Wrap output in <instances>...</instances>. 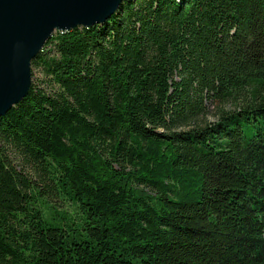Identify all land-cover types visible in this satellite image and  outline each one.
<instances>
[{
    "label": "trees",
    "instance_id": "1",
    "mask_svg": "<svg viewBox=\"0 0 264 264\" xmlns=\"http://www.w3.org/2000/svg\"><path fill=\"white\" fill-rule=\"evenodd\" d=\"M30 65L0 116V264H264V0H123ZM204 98L242 103L205 123Z\"/></svg>",
    "mask_w": 264,
    "mask_h": 264
},
{
    "label": "water",
    "instance_id": "2",
    "mask_svg": "<svg viewBox=\"0 0 264 264\" xmlns=\"http://www.w3.org/2000/svg\"><path fill=\"white\" fill-rule=\"evenodd\" d=\"M123 0H0V116L27 95L30 63L54 31L106 21Z\"/></svg>",
    "mask_w": 264,
    "mask_h": 264
},
{
    "label": "rangeland",
    "instance_id": "3",
    "mask_svg": "<svg viewBox=\"0 0 264 264\" xmlns=\"http://www.w3.org/2000/svg\"><path fill=\"white\" fill-rule=\"evenodd\" d=\"M55 32L56 31H54L53 33H55ZM42 49H43V47H42ZM41 50L39 52H41ZM30 71L32 72L31 73V77H32L31 80L36 85L40 84V86H42L41 82L43 80V76H42V73H41L40 69L33 68L30 65ZM237 100L242 103L241 99H237ZM240 102H235L234 100H228V101L220 102L217 99L213 100L211 98L210 99L209 98H204L203 104H204L205 111L202 113V115H203L202 119H198L197 121L205 122V123L206 122H212V121H214L216 119V115H217V113L219 112L220 109H224L225 111L233 109ZM15 162L18 164L19 163L18 159L15 158ZM51 197L52 198L49 199L50 202H52L58 208V210L59 209L65 210V211H67L68 214L74 215L75 217H79V215L77 214V210H76V206L75 205L67 202L64 199H61L57 194H53Z\"/></svg>",
    "mask_w": 264,
    "mask_h": 264
}]
</instances>
